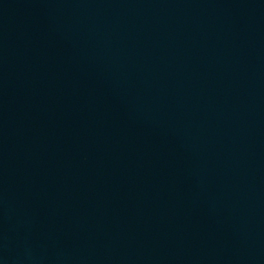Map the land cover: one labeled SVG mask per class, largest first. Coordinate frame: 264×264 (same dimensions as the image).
<instances>
[{
	"label": "water",
	"instance_id": "obj_1",
	"mask_svg": "<svg viewBox=\"0 0 264 264\" xmlns=\"http://www.w3.org/2000/svg\"><path fill=\"white\" fill-rule=\"evenodd\" d=\"M0 264H264V0H0Z\"/></svg>",
	"mask_w": 264,
	"mask_h": 264
}]
</instances>
